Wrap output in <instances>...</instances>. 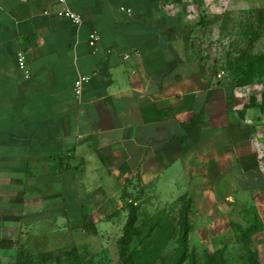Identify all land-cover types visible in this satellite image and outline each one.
Returning <instances> with one entry per match:
<instances>
[{
	"label": "crops",
	"instance_id": "1",
	"mask_svg": "<svg viewBox=\"0 0 264 264\" xmlns=\"http://www.w3.org/2000/svg\"><path fill=\"white\" fill-rule=\"evenodd\" d=\"M167 6L70 0L76 26L56 0H0V264L117 211L128 183L182 195L204 150H234L219 70ZM80 76L91 80L78 99Z\"/></svg>",
	"mask_w": 264,
	"mask_h": 264
},
{
	"label": "rangeland",
	"instance_id": "2",
	"mask_svg": "<svg viewBox=\"0 0 264 264\" xmlns=\"http://www.w3.org/2000/svg\"><path fill=\"white\" fill-rule=\"evenodd\" d=\"M165 1L177 18L174 29L189 40L198 58L219 70L221 93L227 98L221 99V110L231 113L233 127L239 129L234 150H204L198 165L186 172L192 182L182 195L168 188L161 193L155 184L128 183L121 202L111 204L119 205L117 211L87 219V226L74 234L55 235L52 244L24 251L33 263L136 264V244L161 232L171 236L164 250L168 261L179 247L182 207L192 198L188 250L197 256V264H205L207 256L219 251L224 264H245L232 224L247 228L256 216L262 229L249 242L264 264V0ZM243 134L251 139L248 143ZM133 209L134 247L124 253L123 236Z\"/></svg>",
	"mask_w": 264,
	"mask_h": 264
},
{
	"label": "trees",
	"instance_id": "3",
	"mask_svg": "<svg viewBox=\"0 0 264 264\" xmlns=\"http://www.w3.org/2000/svg\"><path fill=\"white\" fill-rule=\"evenodd\" d=\"M196 124V118L191 122V125ZM193 200L188 198L182 207L180 219L178 221V234H179V247L175 253L167 261L164 256V250L171 236H165V232L160 234H149L146 238L140 240L136 247L133 246V233L135 223L134 209L129 213V219L126 224L125 234L123 236V252L129 251L130 247H134L132 252L133 262L136 264H197V256L194 253H189L188 242L189 235L192 229L190 221V213L192 210ZM158 222V221H157ZM161 226V224H158ZM233 231L237 234V241L244 250V263L245 264H261L255 257L254 252L250 247L249 239L258 231L262 229V223L259 217H255V221L251 226L244 228L238 224H232ZM156 228H152L151 232H155ZM223 252H216L213 256H207L205 264H224L221 261ZM16 264H36L30 260L26 253H20L17 256Z\"/></svg>",
	"mask_w": 264,
	"mask_h": 264
},
{
	"label": "built area",
	"instance_id": "4",
	"mask_svg": "<svg viewBox=\"0 0 264 264\" xmlns=\"http://www.w3.org/2000/svg\"><path fill=\"white\" fill-rule=\"evenodd\" d=\"M70 0H56L58 4V8L55 14L59 17L69 19L76 26H81L83 24V18L80 14L73 12L69 7L68 3ZM100 40L99 35L96 32H93L90 35L89 45L95 51L97 50L98 42ZM111 53V51H109ZM129 56H125L128 58ZM18 67L24 73L25 78H30V70L28 66L27 54L25 52H20L18 55ZM91 80L89 76H80L78 80L75 82V95L78 99H80L83 95V89L86 84H88Z\"/></svg>",
	"mask_w": 264,
	"mask_h": 264
}]
</instances>
